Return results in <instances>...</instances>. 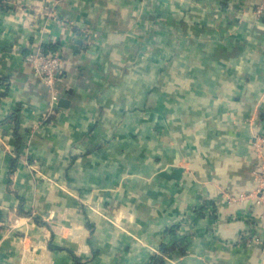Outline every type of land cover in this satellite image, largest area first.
I'll return each mask as SVG.
<instances>
[{"label": "crops", "instance_id": "obj_1", "mask_svg": "<svg viewBox=\"0 0 264 264\" xmlns=\"http://www.w3.org/2000/svg\"><path fill=\"white\" fill-rule=\"evenodd\" d=\"M262 5L0 0V264H264Z\"/></svg>", "mask_w": 264, "mask_h": 264}, {"label": "built area", "instance_id": "obj_2", "mask_svg": "<svg viewBox=\"0 0 264 264\" xmlns=\"http://www.w3.org/2000/svg\"><path fill=\"white\" fill-rule=\"evenodd\" d=\"M264 11V5L259 8L258 13L262 14ZM29 62L36 70V74L44 80L53 90V101L58 104L61 96L55 91L56 83L58 80V74L62 67V57L60 53L54 52L52 54H46L44 51L32 54L29 57ZM256 151L260 154L263 152V145L259 142L256 143ZM256 176L258 180L257 195L259 203L264 207V161L260 164L256 170Z\"/></svg>", "mask_w": 264, "mask_h": 264}, {"label": "trees", "instance_id": "obj_3", "mask_svg": "<svg viewBox=\"0 0 264 264\" xmlns=\"http://www.w3.org/2000/svg\"><path fill=\"white\" fill-rule=\"evenodd\" d=\"M46 54H52L54 53L53 49H47L46 51H44ZM19 144H20V139H19ZM154 264H159V260L157 258L154 259ZM162 264V263H160Z\"/></svg>", "mask_w": 264, "mask_h": 264}, {"label": "water", "instance_id": "obj_4", "mask_svg": "<svg viewBox=\"0 0 264 264\" xmlns=\"http://www.w3.org/2000/svg\"><path fill=\"white\" fill-rule=\"evenodd\" d=\"M69 104V101L68 100H62L61 102H60V105L61 106H67Z\"/></svg>", "mask_w": 264, "mask_h": 264}]
</instances>
